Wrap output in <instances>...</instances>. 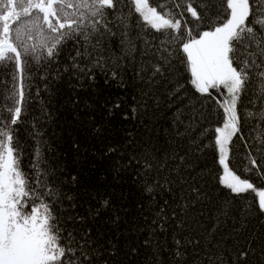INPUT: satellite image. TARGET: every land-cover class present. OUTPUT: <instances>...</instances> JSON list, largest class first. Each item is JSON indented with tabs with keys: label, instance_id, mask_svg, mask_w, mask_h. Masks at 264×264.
Wrapping results in <instances>:
<instances>
[{
	"label": "trees",
	"instance_id": "16d2710c",
	"mask_svg": "<svg viewBox=\"0 0 264 264\" xmlns=\"http://www.w3.org/2000/svg\"><path fill=\"white\" fill-rule=\"evenodd\" d=\"M190 2L199 20L185 0H149L180 20L179 32L153 29L130 0H116L110 31L86 27L87 39L69 36L48 57L31 28L26 43L36 54L22 55V72L0 62V128L13 136L20 170L54 193L47 202L62 235L91 241L94 264H264L258 196L234 193L221 179L216 129L226 120L225 90L197 92L182 51L188 30L198 38L228 10L224 0ZM31 20L22 16L12 29ZM261 70H249L239 94L228 158L256 190H264ZM21 83L12 125L7 109Z\"/></svg>",
	"mask_w": 264,
	"mask_h": 264
},
{
	"label": "snow or ice",
	"instance_id": "6c2138e0",
	"mask_svg": "<svg viewBox=\"0 0 264 264\" xmlns=\"http://www.w3.org/2000/svg\"><path fill=\"white\" fill-rule=\"evenodd\" d=\"M224 2L228 10L224 22L203 31L198 38L192 37L188 30L190 38L182 44V51L186 54L190 83L197 92L211 95L212 89L225 90L220 107L226 120L216 129L219 163L224 168L222 183L234 193L254 191L260 209L264 210V191H256L252 183L232 172L226 162L227 145L239 131L236 105L249 79V70L261 68L260 76L264 78V3L261 0ZM130 3L132 10L153 29L179 32L180 20L169 12L161 14L157 7L150 6L149 0H130ZM185 3L186 11L199 20L190 0ZM115 8L116 0H0V62L12 61L22 72V55L36 54V46L26 43V31L30 32L31 28L39 30L44 37L40 48L48 57L54 56L57 46L69 36L83 35L87 39L86 27L93 32L101 28L110 31L107 10ZM22 16L32 17L30 26L13 30L12 24ZM155 71L161 69L157 66ZM23 98L21 83L13 95L12 106L7 109L12 125L20 118ZM40 184L42 181H30L20 170L13 136L6 128H0V264H94L91 241L86 236L75 241L70 232L62 235V227L47 202L54 193L46 185L41 190L37 187Z\"/></svg>",
	"mask_w": 264,
	"mask_h": 264
},
{
	"label": "rangeland",
	"instance_id": "374dc122",
	"mask_svg": "<svg viewBox=\"0 0 264 264\" xmlns=\"http://www.w3.org/2000/svg\"><path fill=\"white\" fill-rule=\"evenodd\" d=\"M219 136V134H218ZM219 146V145H218ZM227 149H228V152H227V157H226V162L228 163V166H229V162H228V158H229V143L227 145ZM219 158H220V153H219ZM222 167V176H221V179L223 178V174H224V168H223V165H221ZM229 169L231 170L230 166H229ZM232 171V170H231ZM233 172V171H232ZM256 191H264L263 189H260V190H256ZM259 198V197H258Z\"/></svg>",
	"mask_w": 264,
	"mask_h": 264
}]
</instances>
